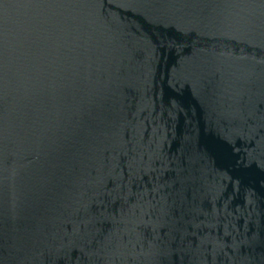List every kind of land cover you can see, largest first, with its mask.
I'll list each match as a JSON object with an SVG mask.
<instances>
[{
	"label": "water",
	"instance_id": "1",
	"mask_svg": "<svg viewBox=\"0 0 264 264\" xmlns=\"http://www.w3.org/2000/svg\"><path fill=\"white\" fill-rule=\"evenodd\" d=\"M0 264H264V0H0Z\"/></svg>",
	"mask_w": 264,
	"mask_h": 264
}]
</instances>
